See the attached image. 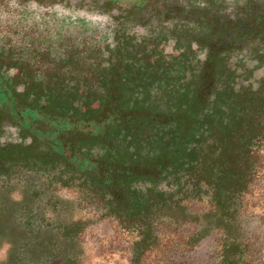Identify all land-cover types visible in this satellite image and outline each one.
Returning <instances> with one entry per match:
<instances>
[{
    "label": "flooded vegetation",
    "instance_id": "obj_1",
    "mask_svg": "<svg viewBox=\"0 0 264 264\" xmlns=\"http://www.w3.org/2000/svg\"><path fill=\"white\" fill-rule=\"evenodd\" d=\"M224 90L264 93V0H0V250L17 236L5 203L52 170L17 169V159L83 170L116 154L104 147L130 137L119 127L191 125ZM76 216L35 217L59 227L49 219ZM53 247L21 256L16 244L0 264L82 263Z\"/></svg>",
    "mask_w": 264,
    "mask_h": 264
},
{
    "label": "trees",
    "instance_id": "obj_2",
    "mask_svg": "<svg viewBox=\"0 0 264 264\" xmlns=\"http://www.w3.org/2000/svg\"><path fill=\"white\" fill-rule=\"evenodd\" d=\"M211 104L196 113L191 125L148 121L119 127V136L130 137L104 147L108 152L115 148L116 154L101 157L91 166L86 160L85 170L57 158L49 157L42 165L30 158L17 159V169L47 170L50 165L52 170H35L42 176L38 184H22L17 188V205L5 203L6 214L17 213L16 222L6 221V230H17V236L6 240L17 244L21 256L30 254L35 246H60L68 263L73 262L81 254V236L93 219L76 216L67 225H63L65 218L49 219L59 225L54 227L52 222L43 225L47 219L35 216L80 215L87 207L96 206L97 221H117L124 231L137 233L131 247L132 264H140L143 256L160 244L157 225L167 221L197 224L192 243L215 229L225 230L221 264H252L246 255L254 235L241 211L257 176L254 150L264 140V93L217 91ZM205 197L211 206L207 212L211 218L206 222L186 203ZM178 216L180 219H175ZM61 228L69 233L66 237L30 236L37 230ZM22 259L28 262V258Z\"/></svg>",
    "mask_w": 264,
    "mask_h": 264
},
{
    "label": "rangeland",
    "instance_id": "obj_3",
    "mask_svg": "<svg viewBox=\"0 0 264 264\" xmlns=\"http://www.w3.org/2000/svg\"><path fill=\"white\" fill-rule=\"evenodd\" d=\"M254 154L257 159V176L244 198L241 212L254 235L246 257L252 264H264V140L255 147ZM65 193L76 196L73 191H64ZM186 203L196 217H201L205 222L211 218L207 214L211 208L207 197L202 200L191 199ZM79 217L93 219L81 236V264H132L131 247L137 239L135 231H124L117 221H97L100 214L97 213L96 206L87 207L80 212ZM175 219H180V216ZM174 223H158L160 244L148 251L140 264H221L225 230L215 229L206 238L192 243V236L199 230L198 225ZM12 247L10 242H6L0 250V257L6 253L12 254Z\"/></svg>",
    "mask_w": 264,
    "mask_h": 264
}]
</instances>
